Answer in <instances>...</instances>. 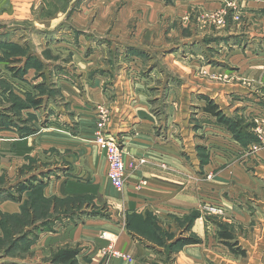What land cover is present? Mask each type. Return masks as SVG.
I'll return each mask as SVG.
<instances>
[{
    "label": "crops",
    "instance_id": "obj_1",
    "mask_svg": "<svg viewBox=\"0 0 264 264\" xmlns=\"http://www.w3.org/2000/svg\"><path fill=\"white\" fill-rule=\"evenodd\" d=\"M225 1L181 0L184 7L210 9ZM249 3L264 7V0ZM24 10L17 5L13 16L23 17ZM259 37L226 45L185 41L184 49L160 51L161 61L144 59L147 50L129 45L131 53L121 55L118 71L109 67L95 74L88 56L79 63L81 75L59 77L69 108L53 111V136L42 142L38 135L35 148H70L73 154L44 177L43 195L95 196L109 213L92 215L91 204L81 210L50 208L51 217L33 224L20 242L32 243V255L0 264H53L48 260L53 252L65 248L79 249L77 264H264V149L249 154L253 140L243 144L205 110L210 99L229 117L262 118L264 34ZM203 70L233 73L238 79L222 83L202 75ZM160 99L163 107L157 104ZM100 107L109 111V129L123 142L122 189L111 184L106 155L93 142ZM33 141L14 129L1 130L0 174L11 171L14 155L28 156ZM205 203L224 208L233 243L243 253L223 239L221 218L207 216L201 208ZM0 209L18 211L19 204L5 198ZM179 239L186 242L173 245ZM110 244L131 261L102 257L100 250Z\"/></svg>",
    "mask_w": 264,
    "mask_h": 264
},
{
    "label": "rangeland",
    "instance_id": "obj_2",
    "mask_svg": "<svg viewBox=\"0 0 264 264\" xmlns=\"http://www.w3.org/2000/svg\"><path fill=\"white\" fill-rule=\"evenodd\" d=\"M249 1L228 0L224 6L210 9L205 5L184 7L181 0H29L23 4L0 0V45L13 48L0 46V111H9L13 120L19 121V126L30 131L23 137L15 131L19 137L34 138L29 155H14L11 171L7 173L4 170L0 174V201L6 198L19 204L18 211L0 209V261H6L5 258L22 260L32 255V243L24 245L20 242L33 224L51 217L50 208L81 210L91 204L89 213L92 215L109 213V207L95 196L59 199L43 195V178L54 173L55 163H63L67 155L73 154L70 148L65 152L54 146L43 149L37 145L39 148H35L38 135L42 142L53 136V129L49 130L54 126L49 122L53 111H67L69 108V102L61 92V83L58 85L59 77L71 80L81 75L79 63L85 62L88 56L94 62L95 74L103 73L102 70L109 67L118 71L121 59L131 53L129 45L147 50L141 54L144 59L151 56L153 59L154 56L161 61L160 51L184 49L185 41L199 39L204 43L226 45L248 41L247 36L260 38L264 34V7ZM17 5L25 7L23 17L13 16ZM218 12L223 14L224 25H218L208 17ZM202 75L222 83H235L238 79L225 71H206ZM163 101L159 100V107L164 106ZM261 102L264 105V99ZM260 116L247 115V119L240 115L230 117L242 119L255 136L253 144L258 140L256 129L264 122V115ZM19 150L22 152L21 148ZM33 174L43 177V184L39 186L38 183L36 191L20 193L14 190L21 179ZM9 183L11 187L6 186ZM5 186L9 187L13 198L4 194ZM224 215L225 210L220 216L224 224L221 228L223 232L224 227L227 228L231 234L229 240L233 243L234 229ZM57 252L48 259L52 263Z\"/></svg>",
    "mask_w": 264,
    "mask_h": 264
},
{
    "label": "built area",
    "instance_id": "obj_3",
    "mask_svg": "<svg viewBox=\"0 0 264 264\" xmlns=\"http://www.w3.org/2000/svg\"><path fill=\"white\" fill-rule=\"evenodd\" d=\"M208 17L218 25L225 24L223 14L220 12L208 15ZM203 72L206 73V70H203ZM110 119L111 115L109 111L100 107L96 120V134L94 140L98 148L104 151L106 155L108 161V179L115 188L122 189L126 180L123 142L116 134L110 131ZM256 130L259 132L257 133L258 140L255 141L250 148L253 152L264 149V122L262 125H259ZM141 162H143V160ZM201 208L202 211L208 215L222 216L224 214V208L221 206L205 203ZM100 253L105 258H123L131 261L129 256L117 250L113 244L102 248Z\"/></svg>",
    "mask_w": 264,
    "mask_h": 264
},
{
    "label": "trees",
    "instance_id": "obj_4",
    "mask_svg": "<svg viewBox=\"0 0 264 264\" xmlns=\"http://www.w3.org/2000/svg\"><path fill=\"white\" fill-rule=\"evenodd\" d=\"M10 46L7 45V47H10ZM11 50H13V48H11ZM205 110L207 112L211 113L212 115H214L220 123H223L228 128H230V130L233 132L235 138L237 140H239L240 142H242L243 144H246L251 140H253V141L255 140L254 134L249 130V128H247L242 123V119H240L238 117L227 116L226 114H224L219 109V106L217 104H215L212 100L208 99ZM8 112L5 109L0 111V131L4 130V129H14V131H18L20 133V135H22V137L29 135L30 131L26 130V127L19 126L17 124V122H19V121L13 120V116ZM42 178H43L42 176L38 177V176L33 174L32 176H29L28 178L24 179L23 181H19L16 184L14 190H16L20 193H22L24 191L34 192L37 190L35 187H38V185H37L38 183H39V186H41L43 184V180H41ZM4 192H6L8 194V196L13 198L12 197L13 194L11 193V191H4ZM219 225H220V228L222 226H224V224H222V223H220ZM35 229L37 230L36 227H35ZM221 236L226 238V239L231 238V234L228 232L226 227H224V232H223V229L221 228ZM190 240L192 241V239H190ZM185 242H186V240L179 239L173 245H177V244L180 245V244H183ZM229 245H230V243H229ZM230 246L232 248H234L236 252L243 253V251H241L240 248H237L236 243H231ZM78 254H79V249H76V248L61 249L55 254L52 261H53V263L60 262V263H66V264H77L76 256Z\"/></svg>",
    "mask_w": 264,
    "mask_h": 264
}]
</instances>
